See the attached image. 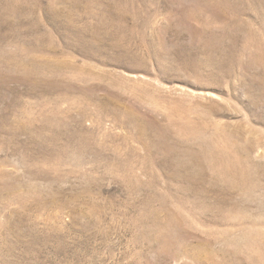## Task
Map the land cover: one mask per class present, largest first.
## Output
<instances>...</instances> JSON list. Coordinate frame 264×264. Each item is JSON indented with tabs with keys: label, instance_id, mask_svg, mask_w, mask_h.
Instances as JSON below:
<instances>
[{
	"label": "rangeland",
	"instance_id": "374dc122",
	"mask_svg": "<svg viewBox=\"0 0 264 264\" xmlns=\"http://www.w3.org/2000/svg\"><path fill=\"white\" fill-rule=\"evenodd\" d=\"M0 264H264V0H0Z\"/></svg>",
	"mask_w": 264,
	"mask_h": 264
}]
</instances>
